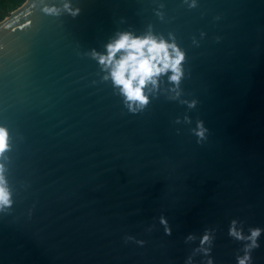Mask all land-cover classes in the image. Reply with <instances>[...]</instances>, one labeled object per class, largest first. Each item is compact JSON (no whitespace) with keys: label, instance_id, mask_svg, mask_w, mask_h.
<instances>
[{"label":"water","instance_id":"water-1","mask_svg":"<svg viewBox=\"0 0 264 264\" xmlns=\"http://www.w3.org/2000/svg\"><path fill=\"white\" fill-rule=\"evenodd\" d=\"M74 4L80 15L53 16L25 0L0 21L15 201L0 213V264H184L205 229L216 264H235L243 242L228 235L231 220L264 228V0ZM149 26L186 50V75L178 98L165 76L133 113L91 53Z\"/></svg>","mask_w":264,"mask_h":264},{"label":"clouds","instance_id":"clouds-1","mask_svg":"<svg viewBox=\"0 0 264 264\" xmlns=\"http://www.w3.org/2000/svg\"><path fill=\"white\" fill-rule=\"evenodd\" d=\"M189 7H196L198 0H185ZM42 11L46 14L59 16L68 13L73 17L80 15L82 9L74 4V0H62L61 3H48L41 0ZM40 7V5H37ZM162 15L161 13H157ZM171 39L163 34H157L149 26V30L137 33L132 30L117 31L105 45V51L93 50L91 55L102 66L105 72L104 80H111L114 88L124 98V103L129 111L136 113L142 111L151 102L152 94L160 88L163 77L174 85L171 91L175 97L181 95L180 85L186 75L185 63L187 53L176 41L174 35ZM194 107L196 101H185ZM190 121V118L185 117ZM179 122V121H177ZM195 134L204 138L207 132L203 121L197 123ZM12 148L9 129L0 125V213L10 209L15 201L13 191L8 180V169L4 163L5 154ZM160 224L164 226L165 235L171 236L173 227L166 216L160 217ZM264 234V228L250 227L244 230L243 222L232 219L228 228V235L236 241L243 242L235 257V264H256L253 251L259 248V237ZM197 237L189 233L185 242L195 240ZM216 237L213 229H205L199 237V246L188 255L184 264H197L194 257L202 253L206 258L204 264H216L212 250ZM144 245L145 241H137Z\"/></svg>","mask_w":264,"mask_h":264},{"label":"rangeland","instance_id":"rangeland-1","mask_svg":"<svg viewBox=\"0 0 264 264\" xmlns=\"http://www.w3.org/2000/svg\"><path fill=\"white\" fill-rule=\"evenodd\" d=\"M0 21L3 20L9 13L14 10V0H0ZM5 5V6H3Z\"/></svg>","mask_w":264,"mask_h":264},{"label":"trees","instance_id":"trees-1","mask_svg":"<svg viewBox=\"0 0 264 264\" xmlns=\"http://www.w3.org/2000/svg\"><path fill=\"white\" fill-rule=\"evenodd\" d=\"M24 1L25 0H14V7H13V9L17 8L18 6H20ZM3 6H5V5H3Z\"/></svg>","mask_w":264,"mask_h":264}]
</instances>
